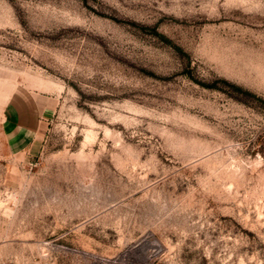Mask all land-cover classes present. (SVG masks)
<instances>
[{
  "label": "rangeland",
  "instance_id": "obj_1",
  "mask_svg": "<svg viewBox=\"0 0 264 264\" xmlns=\"http://www.w3.org/2000/svg\"><path fill=\"white\" fill-rule=\"evenodd\" d=\"M0 264H264V0H0Z\"/></svg>",
  "mask_w": 264,
  "mask_h": 264
}]
</instances>
